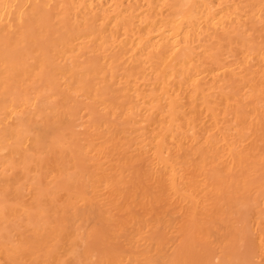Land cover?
<instances>
[{
	"label": "bare ground",
	"instance_id": "6f19581e",
	"mask_svg": "<svg viewBox=\"0 0 264 264\" xmlns=\"http://www.w3.org/2000/svg\"><path fill=\"white\" fill-rule=\"evenodd\" d=\"M0 264H264V0H0Z\"/></svg>",
	"mask_w": 264,
	"mask_h": 264
}]
</instances>
